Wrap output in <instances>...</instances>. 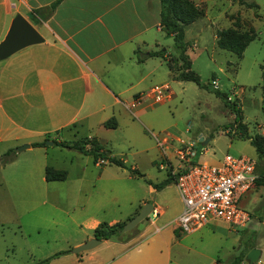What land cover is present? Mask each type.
Wrapping results in <instances>:
<instances>
[{"label":"crops","instance_id":"crops-1","mask_svg":"<svg viewBox=\"0 0 264 264\" xmlns=\"http://www.w3.org/2000/svg\"><path fill=\"white\" fill-rule=\"evenodd\" d=\"M53 1L0 0V40L17 13L28 20L43 39L0 60V155L12 150V159L2 168V179L8 199L21 200L28 196V181L34 183V187L29 186L33 191L31 196L43 198L47 185L55 188L57 183L67 182L78 186L85 176L92 178L88 194L84 193L82 202L69 211L52 204L45 209L50 214L53 210L62 213L69 225L66 233L60 234L58 229L51 241L63 240L76 246L92 237V230L99 222L112 224L128 220L141 208L145 197L132 188L123 189L118 182L119 174L102 167L114 164L106 160L99 163V158L94 161L89 154L54 142L94 138L104 148L111 131L120 125L136 123L131 117L144 115L153 104L168 100L172 92L166 82L173 79L164 60L149 56L137 62L134 52L162 47L163 57L167 58L172 47L162 46L159 40L165 35L158 27V0H60L45 20L37 16L34 22L29 19L30 10ZM212 41L218 48L214 35ZM186 53L188 55V48ZM160 83L168 86V98L159 103L148 99L134 107L129 105L139 94ZM109 118L114 119V128L103 126ZM45 140L52 142L51 145H31ZM171 140L166 147L170 150L167 157L177 160L175 150L181 147ZM22 144L28 147L14 151ZM84 148L88 149L89 145ZM61 153L65 165L49 160V154ZM108 154L116 157L109 150ZM158 154L162 156L160 151ZM116 158L126 165L124 158ZM168 163L175 172L178 162L174 168L170 160ZM45 166L64 170L65 178L44 180ZM114 166L123 173V168ZM69 168L74 169L72 176ZM129 168L136 169L134 164ZM170 169L163 168L166 176L171 175ZM12 184L16 186L11 187ZM162 189L155 190L146 182L147 194ZM123 199L127 202L120 207L118 203L123 204ZM154 200L150 204L157 212L156 217L147 216L140 221L128 239H101L98 245L79 256L68 252L50 259L47 264H226L241 248L237 231L221 227L219 220H212L194 232L180 233L174 222L181 209L180 200L175 206L161 204L158 198ZM49 222L53 226L57 224L53 219ZM258 222L264 229V222L261 219ZM47 243L45 240L44 244ZM44 244L41 242L39 246ZM254 247L260 249L255 264H264V238Z\"/></svg>","mask_w":264,"mask_h":264},{"label":"rangeland","instance_id":"rangeland-1","mask_svg":"<svg viewBox=\"0 0 264 264\" xmlns=\"http://www.w3.org/2000/svg\"><path fill=\"white\" fill-rule=\"evenodd\" d=\"M184 1L190 2L202 11L200 18L184 28V40L190 45L188 47L190 67L198 75L200 85L190 81L168 80L166 83L172 92L168 100L161 104H153L151 108L145 110L144 115L131 117V120L137 124L120 125L111 131L104 149L109 150L116 157L124 158L127 168L134 164L138 173L136 177L128 179L127 177L130 176L128 170L124 169L123 173H120L118 171L120 169L114 165L106 164L102 167L109 172L116 171L120 176L118 182L123 189L132 188L138 194L144 195V203H153L156 201L154 199L158 198L161 204L175 206L179 199L172 182L168 187L164 189L162 187L161 192L146 193L145 179L155 183L166 176L165 170L158 169L157 163L162 156H159L160 150L156 147L155 139L150 132L159 138L167 135L170 140L181 139L184 143H192L193 162L214 164L224 154L251 158L254 160L258 179L237 200L238 205L247 212L248 220L237 228H232L223 221L217 223L221 227L226 226L237 231L240 246L243 242L255 244L264 238V229L258 222L259 219L264 222V156L256 154L249 139L237 135L233 123L234 114L213 93L211 80L215 79L217 90L225 93L226 99L238 104L241 122L245 125L248 136L258 137L261 139V145L264 146V114L261 109L264 101L260 89L264 84L262 76L264 0ZM251 2L256 4L257 8L247 5ZM224 30H234L235 33L253 31L254 39L245 46L240 57L215 47L212 35L216 39L215 32ZM159 40L162 46L172 47L171 37L161 35ZM171 55H174L173 51ZM199 137H202L200 141H198ZM204 140H206L205 144L201 145L200 142ZM171 142L181 144L179 140L176 142L171 140ZM166 152L170 156V150ZM48 157L50 161L55 159L58 165H65L63 153L57 156L49 154ZM177 162L175 158L170 157L173 168ZM4 165L0 163V264H33L51 252L59 250L70 252L74 246L63 240L51 241L53 235H57L58 229L60 234L66 233L69 229L66 217L57 210H53L50 214L45 209L52 204L60 207L62 211H69L73 205L82 202L84 193L88 194L92 178L85 176L78 186L67 182L57 183L55 188L54 185H47L43 198L31 196L33 191L29 186L34 187V183L28 181L27 198L11 200L4 190L2 179ZM69 173L72 176L74 169L69 168ZM13 186L16 184L11 185ZM54 190H58V193L55 194ZM125 192L124 190V196ZM75 201L78 202L72 204ZM123 202L118 205L121 207L126 204V199H123ZM112 207L115 208V204L112 203ZM50 219L56 221V226L49 222ZM45 240L48 241L47 244H44ZM41 242L44 244L42 247L39 246ZM35 244L38 246H34ZM83 253L74 255L79 256Z\"/></svg>","mask_w":264,"mask_h":264},{"label":"trees","instance_id":"trees-1","mask_svg":"<svg viewBox=\"0 0 264 264\" xmlns=\"http://www.w3.org/2000/svg\"><path fill=\"white\" fill-rule=\"evenodd\" d=\"M60 0H54L53 2L49 3L47 6L34 8L30 10L28 15L31 21H35V16L39 19L45 20L54 9V7L58 4ZM159 3V11H158V27L164 33L165 36H170L172 39V51L174 55H168L167 58L163 57L164 51L162 50H155V51H148V52H140L139 50H135V60L137 62L142 61L145 57L149 56H158L161 57L165 65L170 72V77L173 80L178 81H190L196 85L199 84V77L198 75L190 68V60L186 53L187 48L190 46L188 42L184 40V27L202 16V11L194 7L190 2H186L184 0H158ZM242 3V1H240ZM249 6H253L257 8V5L253 2L247 3ZM264 19V16H263ZM216 39L215 44L218 48L226 50L228 52L233 53L236 57H240L242 51L244 50L245 46L254 39L253 31L249 33L240 32L235 33L234 30H224V31H216L215 32ZM264 64L262 65V67ZM264 77V72L262 73ZM212 79H214L212 77ZM204 87V86H203ZM261 95L262 101H264V84L261 85ZM213 93L218 96L225 105L229 107V109L233 112V123L236 133L241 138L249 139L251 145L253 146L256 154L258 156H264V146L261 145V139L258 137L253 136L249 137L246 133V127L241 122V113L238 104L233 101L230 102L226 99V95L223 92L218 91L216 88H212ZM262 112L264 114V104L261 106ZM104 127L107 128H114L115 121L113 118H109L105 120L103 123ZM258 139V140H257ZM56 145L61 147H68L77 150L83 154H89L92 156L93 160L102 159L106 160L108 163H112L116 166H119L123 169L128 170L130 175H137L136 169L127 168L120 158H116L108 154V151L102 148L94 138H84L72 142H54ZM44 142H34L32 146H41ZM89 145L88 149H85L84 146ZM12 159V150H6L4 153L0 155V163L5 164ZM66 172L62 169H54L50 166L44 167L43 177L46 181H53V180H63L65 178ZM258 177L255 181H257ZM147 184H149L153 189L159 190L165 185L173 182V177L169 174L159 181V182H150L146 180ZM124 221L121 222H114L112 224H108L106 222H99L92 230V237L97 239H108V238H115L117 240H126L130 236L135 233V228L120 233L119 229L121 228ZM255 246L252 242H244L241 248L233 254L229 261L226 264H241L243 260V256L247 250L253 248ZM68 250H59L51 255L40 259L33 264H47L48 261L56 257L60 254L67 253Z\"/></svg>","mask_w":264,"mask_h":264},{"label":"built area","instance_id":"built-area-1","mask_svg":"<svg viewBox=\"0 0 264 264\" xmlns=\"http://www.w3.org/2000/svg\"><path fill=\"white\" fill-rule=\"evenodd\" d=\"M212 88H216L215 80H211ZM169 90L166 84L160 83L151 86L147 91L131 100L134 107L142 101L150 99L153 103L162 102L168 98ZM228 99V98H227ZM159 148L162 158L159 169L171 166L168 163L166 147L170 138H160L151 133ZM183 147L175 150L178 160L177 170L170 169L181 209L174 218L176 229L180 233L194 232L212 220L227 223L232 228L241 227L248 220L247 212L241 208L237 200L255 182L258 175L255 173L254 160L239 155L224 154L214 164L193 162V144L181 141ZM104 160L98 159L99 163ZM157 212L152 209L148 216L154 218Z\"/></svg>","mask_w":264,"mask_h":264},{"label":"water","instance_id":"water-1","mask_svg":"<svg viewBox=\"0 0 264 264\" xmlns=\"http://www.w3.org/2000/svg\"><path fill=\"white\" fill-rule=\"evenodd\" d=\"M42 37L36 29L26 20L22 15L15 14L9 24V27L0 40V60L10 56L16 51L42 41ZM163 50V49H162ZM202 138H198L200 141ZM206 140L201 141L200 144L204 145ZM52 142L45 140L44 144L51 145ZM28 144H22L14 148V151H20L27 148ZM152 211L151 204L144 203L141 208L128 220H126L121 228L120 233L127 232L133 229L140 221L145 219ZM101 242V239L88 238L82 243L71 248L70 252L73 254L90 250ZM260 256V249L257 247L250 248L243 256L245 264H255Z\"/></svg>","mask_w":264,"mask_h":264}]
</instances>
